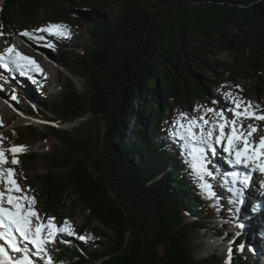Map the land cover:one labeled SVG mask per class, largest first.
<instances>
[{
    "label": "trees",
    "instance_id": "trees-1",
    "mask_svg": "<svg viewBox=\"0 0 264 264\" xmlns=\"http://www.w3.org/2000/svg\"><path fill=\"white\" fill-rule=\"evenodd\" d=\"M119 1L116 19L101 0H4L0 9L2 35L39 28L42 10L71 31L53 38L69 44L52 51L64 79L59 100L43 103L58 120L40 139L59 147L52 169L35 178L46 219L82 209L99 226L82 228L80 247L56 237L48 256L61 264H227L216 253L195 256L202 231L221 232L170 136L171 115L216 106L214 96L239 76L264 100V0ZM224 51L233 62L218 58ZM136 123L145 129L132 131ZM37 159L26 152L15 166L27 173Z\"/></svg>",
    "mask_w": 264,
    "mask_h": 264
},
{
    "label": "rangeland",
    "instance_id": "rangeland-1",
    "mask_svg": "<svg viewBox=\"0 0 264 264\" xmlns=\"http://www.w3.org/2000/svg\"><path fill=\"white\" fill-rule=\"evenodd\" d=\"M3 1L4 0H0V9L2 8ZM101 3L102 6L104 5L106 9L105 10L106 14L108 16H111V18L116 19L121 13V3L119 0H101ZM74 4H78V3L74 1ZM67 12L70 13V10H68ZM80 23H82L81 20ZM48 24H52V23L48 21L47 12L45 10H42L40 15L41 26L39 28L44 27ZM86 26L87 24L84 23L82 28L83 33H86L85 31ZM35 29H31L28 31L32 32ZM23 31L14 33L12 35L11 34L0 35V50L4 51L8 47L15 45V48L18 51H22L23 53L25 52V54L27 53L32 58L37 59L35 61L39 65L40 70H37L36 67L32 65L33 70L36 71L35 75L33 73H28L26 71L24 75L19 74V77H23L22 80H25L27 82L29 81L34 86L35 83L38 82L36 75L38 76L42 74L43 71H46L49 74L50 79H44L42 82L43 83L42 88H40L39 86H35V89L31 92V94H27L26 92H23L19 87L13 85L11 83L13 80L10 81V79H8L7 76L3 78L0 75V91L4 92V94L2 95L0 94L1 96L0 104L1 106L3 105V108L2 109L0 108V120L1 119L3 120V117L8 119V123L6 125L2 123L3 122L2 120L0 121V138H2L0 139V145H2L3 149L5 150V155L7 156V159L9 161L8 164L2 165L0 167L4 169L13 168L15 170L16 173L15 179L17 180L21 188L25 190L30 189V191H28V195L35 197V201H36L34 206L35 210L38 212L40 219L46 222L47 219L44 217V213H43V203H44L43 193L45 192V189L42 182L37 183L35 176L37 174L45 175L47 172H49L52 169L54 164V156L57 153L59 143L57 141L52 140L51 137L48 138L47 140L40 139L41 138L40 134L48 133L50 130L49 127L53 125L52 123L47 124L45 119H43V117L58 120V117L53 116L49 112V110L43 106V103L46 97H48V99L51 101L59 100V97L61 95L60 85L63 83L62 79H64V76L61 75L62 68L57 63L55 57L52 55V51L56 49L57 44H61L64 48H67L65 46H68L69 44H67L64 41H57V40L54 41L53 38L55 36L42 34V33H36V35H43L45 37L44 40L37 41L35 39H29L28 37L21 35ZM49 44H51L52 46L51 47L47 46ZM218 58L227 63L233 62V55L230 54L228 51L222 52ZM239 77L240 78L237 79L238 81H235L234 83L230 84V86L224 85L223 92L221 91L220 95L214 96V102L216 106L214 107L209 105L201 106L198 108L199 111H196L195 116L198 117L204 114V110L206 108H213L216 109L217 112L223 110L224 115L229 119L228 112L231 111H228V109L235 107V105L233 104L234 98L239 99L242 102L250 101L252 105L250 111L252 112L256 111L258 115L259 114L264 115V100H260L259 98H257L255 93L253 92L254 87L249 80L242 78V76ZM53 85H55V87H52ZM227 93H231L232 94L231 97L226 95ZM13 97H15V99H13ZM21 104L29 107V109L31 110L29 114L23 112L20 109ZM227 104H231V107H228ZM178 116L179 114L174 115V113L171 115V127H172V122ZM206 118L211 120L212 122L216 121V117L213 113H208ZM250 120H254V119H250ZM257 121L258 122L260 121L259 122L260 124L258 125H261L264 130V120H257ZM78 124L79 121L66 123L62 125V128L72 129ZM134 126L135 127H132V131L136 129H140V130L145 129V125L142 123H138V125L136 123V125ZM255 127H258L257 124L255 125ZM29 128H32L34 130L29 131ZM18 136L23 138V139L21 138L18 139L19 140L21 139L23 143L28 146V149H25L23 152L17 153L15 158L19 160L26 152H31V153L35 152L38 156L36 165L31 166V168L28 170L27 173H22L19 168H16L15 164L11 163V160L13 159V155L9 150L13 146H21L17 143V141H15V137ZM255 136H256L255 140L256 142H258L261 137H264V131L261 134ZM219 147L221 151H224V144L223 145L219 144ZM222 158L224 157L222 156ZM190 172L192 173L191 168H190ZM0 187H3V185H0ZM213 191L215 193L222 192L223 187L213 189ZM220 199L221 202L216 204L213 203L214 202L213 199L210 201V203L216 206L215 211L217 212L219 210L218 216L216 220L213 222L214 226H218V224L220 223V218L223 215L222 212H225V214H227L230 209L229 206H227L223 202L224 197L222 196ZM69 203L70 200L69 202H67V204L69 205ZM86 215L87 214L82 209H79L73 213L67 211V213L61 214L60 217H51V218H55L54 223L58 226L62 225L64 221H68L71 229L75 233L74 235L60 234L57 235L56 237L66 235L68 240L76 242V244L80 247L82 245L81 244L82 240L79 239L78 237L81 236L80 232L82 228L87 225H89L90 227L99 226L97 222H93L92 224H89ZM186 220L189 221L190 219L187 218ZM222 220L224 222V219ZM225 228H226L225 225H223V227H219L221 233H218L217 235L216 234L214 235L213 229L210 230L207 234H205V231H202L201 234H199L198 241L194 243V248L196 250L195 256L197 259H201L212 254V248L217 249L219 254L224 256L221 257L223 258V263L226 262L228 264L231 263L230 262L231 257H227L229 255L234 257L235 260L238 259L239 246L237 247L236 252L234 251V247L236 241H240V243L242 242V240H240L241 237L236 239L235 243H233L230 246L228 251H222L223 245L221 243H218L214 247V241H216L219 238L222 239V237L224 235L226 236V234L227 236L223 238V241H225L226 243H229L230 240L235 238V235L233 236L232 234H228L227 233L228 231L225 230ZM20 243L22 246H25L30 249L29 255L33 261V264H47V256L37 257L35 255V250L32 249L31 245H27L22 239L20 240ZM86 249L89 250V247L86 246ZM242 259L244 261H247L246 258H242ZM53 264H61V263L53 261Z\"/></svg>",
    "mask_w": 264,
    "mask_h": 264
},
{
    "label": "snow or ice",
    "instance_id": "snow-or-ice-1",
    "mask_svg": "<svg viewBox=\"0 0 264 264\" xmlns=\"http://www.w3.org/2000/svg\"><path fill=\"white\" fill-rule=\"evenodd\" d=\"M36 33L48 34L62 39L69 37L71 31L65 24H48L32 32L25 30L21 35L37 41L45 39L43 35H36ZM47 46L51 47L52 45ZM13 65L20 69L28 65H34L37 70H40L35 59L20 53L15 45L0 52V68L12 71ZM226 95L231 97L232 94L227 93ZM233 104L235 107L228 109L233 113L231 120L224 115L223 110L217 112L216 109L206 108L204 114L198 117L181 112L172 122L173 130L170 136L174 142L180 144L182 155L185 156V163L189 165L199 188L209 199L216 197L212 184L207 179L209 177L215 178L214 172L208 168V155L209 153L215 154L216 151L214 144L223 145L226 142L227 147L224 148V151L230 157L234 156V159L230 161L232 164L251 167L253 172L259 171L264 174V137H261L258 142L252 140L253 133L258 129L249 124L247 130H245L242 123L243 119L264 120V115H256L255 112L250 111L252 107L250 101L242 102L234 98ZM195 111H199V109ZM208 113L215 115V122L206 118ZM238 120L240 121L239 125ZM210 124L211 128L206 130ZM226 127L229 128L227 133L225 132ZM217 129L219 130L218 135H216ZM214 136L215 139H213ZM24 150L25 146L23 145L13 146L9 150L13 155L12 164L19 163L15 156ZM8 163L5 150L0 145V166ZM15 175L13 168L4 169L0 167V185H3V187H0V264H33L29 255L30 249L21 245V239L27 245L32 246L37 257L47 256V264H53L51 256H48L47 245L55 243L57 235H74L75 233L68 221H64L59 226L54 223L55 218H48L46 222L42 221L34 207L35 197L28 195L30 189L21 188L15 179ZM230 176L232 185L237 182L240 184L249 182L248 177L242 180L239 179V174L236 172L230 173ZM227 185L228 180L225 179L227 191L233 193L235 197V199L230 198L229 202L233 205L239 204L243 189ZM234 210L238 213L240 208L236 207ZM240 226L243 227V225ZM78 238L81 240L87 239L85 236H79ZM12 253L22 255L14 256Z\"/></svg>",
    "mask_w": 264,
    "mask_h": 264
},
{
    "label": "bare ground",
    "instance_id": "bare-ground-1",
    "mask_svg": "<svg viewBox=\"0 0 264 264\" xmlns=\"http://www.w3.org/2000/svg\"><path fill=\"white\" fill-rule=\"evenodd\" d=\"M20 53L31 57L30 55H28L27 53L25 54V52L23 53L22 51H19ZM37 60V59H35ZM40 63V62H39ZM32 65H28V67H30ZM46 70V69H45ZM32 73L35 75L36 71L33 70ZM23 77H17V78H13L12 76L9 77L10 81H12L11 83L17 87H19L23 92H26L27 94H31V92L35 89V86H39L40 88L43 87V80L44 79H50L49 74L46 71H43L42 74L40 75H36L37 81L35 83V85L33 86V84H31V82H27L25 80H22ZM31 81V80H30ZM36 81V80H35ZM0 94H4V92L0 91ZM7 94V93H6ZM36 94V93H35ZM1 97V96H0ZM228 107H231V104H227ZM243 107V105H242ZM0 108H3V105L1 106L0 104ZM39 111V110H38ZM256 113V111H254ZM42 113V112H41ZM229 115V119L231 120L233 118V114L231 112H228ZM2 120V119H1ZM0 120V121H1ZM4 123V125H6L8 123V119L3 117L2 120ZM260 122V121H259ZM257 120H248V119H243L242 123L244 125L245 130H247V126L249 124L252 125H256L258 127H256L258 130L253 133L252 135V140L256 141L255 139V135H259L261 134L264 130L263 127ZM240 121L238 120V125H239ZM3 125V124H2ZM211 128V124L207 126L206 130ZM225 130L227 132H229V128H225ZM219 130H216V135H218ZM213 139H215V136L213 137ZM215 154L209 153L208 155V168L209 170L214 172V176L215 178H207L208 182L212 184V189H216L222 186H225V179L228 180V185L229 187H232L235 185L231 184V176L230 173H232V169L230 167H228L226 165V163H224L223 159H222V153L220 150V147L218 144H216L215 146ZM255 177H252L256 179V184L255 185H251L248 186L246 184H244L243 187L238 186V188H242L243 192L240 200L241 202L237 205H233L229 202V199H235L233 193L227 192L225 195H220L219 197V201L221 202V197H224L223 202L229 206V211L227 214H225V212H222V217L220 218V223L218 224L219 227H223V225L226 226L225 230H227L228 234H232L233 236L235 235V238L230 240L229 243H226L225 241H223V238H225L227 236L224 235L221 238L217 239L216 241H214V247L218 244L221 243L223 245V249L222 251H228L230 246L235 243L236 239L241 237L240 239L242 240V242L239 244V255L242 258H246L247 261H245L247 264H264V227L262 225V218L264 217V212L263 211H258L257 213H255L254 211L256 210V206H257V198L263 199L264 198V175L261 174L259 171H255L254 173ZM247 176H239V179H244ZM239 184V182H238ZM241 185V184H240ZM215 191V190H214ZM243 198H247L250 201V206L245 205L242 200ZM214 205V204H213ZM214 207L216 208V206L214 205ZM239 207L240 211L237 213L235 212V208ZM258 207V206H257ZM217 215L212 216L210 218L213 219V222L216 220L219 210L217 212H215ZM226 217V219H225ZM224 219V222L223 220ZM212 222V225L214 226ZM225 223V224H223ZM240 225H243V227H241ZM242 246V248H241ZM21 255V254H20ZM238 255V256H239Z\"/></svg>",
    "mask_w": 264,
    "mask_h": 264
}]
</instances>
